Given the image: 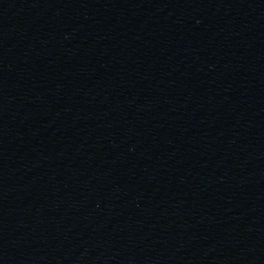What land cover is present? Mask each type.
Wrapping results in <instances>:
<instances>
[{"label": "water", "instance_id": "obj_1", "mask_svg": "<svg viewBox=\"0 0 264 264\" xmlns=\"http://www.w3.org/2000/svg\"><path fill=\"white\" fill-rule=\"evenodd\" d=\"M34 264H264V81Z\"/></svg>", "mask_w": 264, "mask_h": 264}]
</instances>
